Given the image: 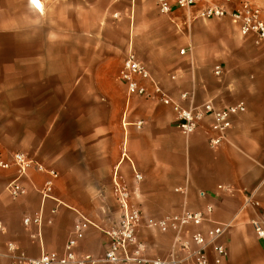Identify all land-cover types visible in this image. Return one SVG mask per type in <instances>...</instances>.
Here are the masks:
<instances>
[{
	"label": "crops",
	"instance_id": "0c3cea01",
	"mask_svg": "<svg viewBox=\"0 0 264 264\" xmlns=\"http://www.w3.org/2000/svg\"><path fill=\"white\" fill-rule=\"evenodd\" d=\"M208 1L194 7L196 14ZM237 1L209 5L231 10L248 2ZM181 10L169 15L179 30L187 25L176 15ZM147 15L143 0H39V7L32 0H0V153L10 158L22 152L56 170L55 196L66 204L51 216L57 203L42 200L46 176L35 168L21 180L27 193L13 199L7 186L16 170L0 169V221L6 226L0 232V264H14L6 256L9 242L31 257L62 254L78 213L91 222L79 251L100 259L108 244L104 231L120 217L114 178L130 188L133 205L144 214L139 236L151 240L150 257H166L173 236L148 228V220L211 205V217L230 224L223 264H264V240L251 222L264 212V43L243 36L228 19L233 26L219 34L220 44L164 39L155 45H166V53L148 45L143 54L140 33L157 28ZM130 31L138 58L174 99L187 91L196 104H246L222 145L209 144L210 117L185 136L170 106L128 94L119 76L122 64L114 68L111 51L127 50ZM236 33L240 39H229ZM202 62L212 64L210 74H202ZM216 65L225 70L221 79L214 75ZM250 196L260 202L259 209L247 203ZM39 212L42 243L31 238L38 227L23 223Z\"/></svg>",
	"mask_w": 264,
	"mask_h": 264
},
{
	"label": "built area",
	"instance_id": "2783aa9c",
	"mask_svg": "<svg viewBox=\"0 0 264 264\" xmlns=\"http://www.w3.org/2000/svg\"><path fill=\"white\" fill-rule=\"evenodd\" d=\"M155 1L162 14L170 15L174 8H194L201 0H175L174 3L169 0ZM197 16L203 19L229 18L239 26L243 36L254 35L257 45L264 43L262 11L249 2H243L231 10L225 6L208 5L201 8ZM185 52V49L181 50V54ZM224 73L225 70L221 65L214 67V75L217 78L221 79ZM119 76L131 96H139L170 106L175 113L178 127L185 136L194 134L206 118L210 117L213 136L209 144L212 148H217L224 143L228 131L232 128L234 117L247 110L244 102L224 107H217L212 102L196 104L194 94L187 91L181 93L179 99H174L152 76L148 66L132 49L122 62ZM172 78L175 79L176 76ZM142 125V121L137 123L139 128ZM12 167L16 170V177L8 184L7 191L13 199L20 198L27 193L21 180L28 175L30 169L35 168L46 176L43 186L39 189L42 200L44 202L53 200L57 203V206L51 209V216L57 213L58 206L66 205L55 196L56 183L60 178L56 170L44 167L22 152L13 153L10 158H5L0 153V169L10 170ZM135 173L137 182H140L142 175L137 173L136 169ZM179 192L185 194L186 190L180 188ZM113 195L120 217L114 225L104 231L108 237V244L100 259L89 252L80 253L79 251V242L91 225V222L80 213L75 221L72 236L67 241L62 254L43 252L37 257H31L17 243L9 242L6 256L14 264H97L98 262L109 264H223L227 259L229 255L227 236L230 224L215 221L211 217L213 212L211 205L204 210H183L158 220H148L146 223L148 228L163 234L172 233L173 236L166 257H150L147 243L139 236V230L144 223V214L138 206L133 205V192L127 185L114 178ZM199 195L204 197L205 193L200 192ZM247 203L255 209L261 207L260 202L253 200L251 196L247 197ZM52 222V218L47 221L48 224ZM251 222L257 237L264 240V212H259ZM23 223L27 229L33 225L38 227L36 233H31V238L42 243L43 213L39 212L33 217L27 216ZM5 231L6 226L0 221V232Z\"/></svg>",
	"mask_w": 264,
	"mask_h": 264
},
{
	"label": "rangeland",
	"instance_id": "374dc122",
	"mask_svg": "<svg viewBox=\"0 0 264 264\" xmlns=\"http://www.w3.org/2000/svg\"><path fill=\"white\" fill-rule=\"evenodd\" d=\"M204 2V0H201ZM208 1V0H207ZM219 0H210V2H206V4L215 3ZM227 1V0H226ZM237 1V0H236ZM241 1H248L251 2L253 5L259 7L264 13V0H238L236 3L239 4ZM143 7L146 12H148L149 15H147V19L149 20L148 24L156 25V30H143L142 33H140L141 37L139 39L142 42L141 48L143 54L147 52V46L148 45H155L157 41H162L164 39L175 41L177 39L182 40H188V41H194L197 45H208V44H214L218 42L221 43V38L219 37L222 30H227L228 27L233 26L232 23L229 21V18L224 19H208L204 20L202 18H199L196 14L197 8H190V9H182L180 12H178L176 15L180 20H186L187 25L186 27L182 29H178L176 26L177 22H172L169 15L162 14L157 6V3L155 0H143ZM236 8V7H235ZM117 19V17H115ZM229 19V20H228ZM130 39L128 43L127 50L119 49H112L111 55H112V65L116 70H119L123 59L125 58L127 52L132 49L134 52L137 51V41L135 39V32L133 33L130 31ZM241 35L236 33L233 36H230L229 39H240ZM225 43V42H222ZM168 47L166 45L164 46H157L155 45L153 49H157L160 52L166 53ZM186 48V47H185ZM140 51V52H141ZM137 53V52H135ZM139 56L141 57V54L138 51ZM149 68V67H148ZM202 74H210L212 71V64L208 62H202L201 66L199 67ZM227 69V68H226ZM150 70V69H149ZM217 80V79H216ZM112 188V185H111ZM111 207H113V204L111 203ZM145 241V240H144ZM146 242V241H145ZM148 245V250L151 248L152 242L151 240L146 242Z\"/></svg>",
	"mask_w": 264,
	"mask_h": 264
},
{
	"label": "snow or ice",
	"instance_id": "6c2138e0",
	"mask_svg": "<svg viewBox=\"0 0 264 264\" xmlns=\"http://www.w3.org/2000/svg\"><path fill=\"white\" fill-rule=\"evenodd\" d=\"M34 4H36L37 7H39V0H32Z\"/></svg>",
	"mask_w": 264,
	"mask_h": 264
}]
</instances>
